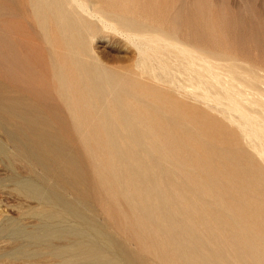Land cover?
<instances>
[{"label": "rangeland", "instance_id": "rangeland-1", "mask_svg": "<svg viewBox=\"0 0 264 264\" xmlns=\"http://www.w3.org/2000/svg\"><path fill=\"white\" fill-rule=\"evenodd\" d=\"M16 1L22 6L24 0H0V98L12 86L29 101L52 107L46 116L57 118L56 127L75 143L84 173L80 183L89 188L86 207L100 210L98 221L110 215L116 223L126 222L139 214L129 215L124 202L106 200L103 194L109 191L92 180L101 163L86 157L85 141L60 108L52 82L54 62L69 70L75 87L83 81L78 64L92 70L85 80H104L94 66L108 71V87L104 83L97 100L100 108L110 104L114 112L119 107L113 98L120 95L121 107L138 116L133 126L142 145L135 153L148 167L140 174L149 176L160 194L147 206L151 222L140 218L142 225L181 218L163 212L157 219L161 207H225L224 216L236 212L246 217L254 208L264 210V0H82L88 12L110 22L104 25L73 3L56 9L29 0L24 15ZM41 17L49 18L43 29L36 22ZM48 31L60 41L52 43ZM72 38L75 42L68 41ZM65 44L80 57L61 53ZM122 84L125 90L118 88ZM121 126L113 124L123 135ZM94 130L107 137L101 128ZM103 139L90 140L89 149L97 150ZM101 175L107 179L106 168ZM203 183L206 193L196 189ZM2 197L0 218L6 219L17 203L4 189ZM24 206L33 207L34 201ZM124 238L142 263L160 264L155 258L160 250H141L142 242L131 233Z\"/></svg>", "mask_w": 264, "mask_h": 264}, {"label": "bare ground", "instance_id": "bare-ground-1", "mask_svg": "<svg viewBox=\"0 0 264 264\" xmlns=\"http://www.w3.org/2000/svg\"><path fill=\"white\" fill-rule=\"evenodd\" d=\"M28 1H23L20 5L23 13H19L28 12ZM36 1L40 6L54 4L56 9L65 6V2L73 3L87 16L102 22L101 25L110 23H105L97 13L88 12V6L82 0ZM16 2L17 6L19 2ZM72 13L69 15L71 22L74 21ZM36 22L43 29L49 18L41 17ZM46 35L51 37L52 43L60 41L50 31ZM145 39L148 45L149 41ZM68 41L75 42V39ZM67 44L61 53L73 60L80 57V52L71 53ZM52 67L53 89L63 103L60 108L69 114L76 133L85 141L86 157L101 163L92 180L99 188L109 191L103 194L106 200L124 202L130 207L129 215L137 213L139 218L117 223L110 215L107 220L102 219L103 222L96 219L100 210L93 207L95 210L90 208L89 211L86 207L89 188L80 183L84 173L75 143L56 127L57 118L54 121L46 116L52 107L29 101L11 86L9 93L0 98V171L3 172L0 173V201H3L4 189L14 197L17 206L13 216L0 218V264H150L140 261L133 247L127 244L125 233H131L136 242H142L141 250H160L155 257L160 264H264L262 208H254V213L246 217L236 212L224 216L225 207H159L163 211H157V219L163 212L172 214V218L176 215L181 218L164 225H142L140 218L151 222V207L147 206L158 200L160 194L153 190L154 181L140 174V170L148 167L143 166L144 162L135 153L142 145L139 141L141 133L133 126L138 116L121 107L124 105L120 95L113 98L115 106L119 107L114 112L110 104L100 108L97 100L102 99L99 96L103 94L104 83L108 87V71L101 72L94 66L104 80H85L90 78L92 70L78 64L76 67L83 81L77 82L75 87L70 83L69 70L55 62ZM118 88L125 90L126 85ZM115 123L122 125L123 135L113 127ZM95 127L105 131L107 137L97 136ZM147 135L144 137L152 136ZM101 138L103 144L97 145V150H90V140ZM117 138L122 143L117 142ZM101 168H106L107 179L102 177ZM196 189L202 193L208 191L204 183L198 184ZM100 197L95 194L94 199L99 201ZM29 200L34 201L33 207L24 206Z\"/></svg>", "mask_w": 264, "mask_h": 264}]
</instances>
